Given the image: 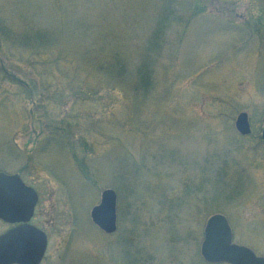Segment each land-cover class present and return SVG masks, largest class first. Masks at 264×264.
Segmentation results:
<instances>
[{
    "label": "rangeland",
    "instance_id": "rangeland-1",
    "mask_svg": "<svg viewBox=\"0 0 264 264\" xmlns=\"http://www.w3.org/2000/svg\"><path fill=\"white\" fill-rule=\"evenodd\" d=\"M0 38V172L41 193L40 264H210L216 213L264 256V0H0Z\"/></svg>",
    "mask_w": 264,
    "mask_h": 264
},
{
    "label": "water",
    "instance_id": "water-1",
    "mask_svg": "<svg viewBox=\"0 0 264 264\" xmlns=\"http://www.w3.org/2000/svg\"><path fill=\"white\" fill-rule=\"evenodd\" d=\"M236 128L242 135L251 133L246 112L238 115ZM261 137L264 141V125ZM37 200L35 189L26 185L19 174L0 172V218L7 222L26 221L0 236V264H40L43 260L48 246L47 235L28 224ZM91 218L107 234L117 230V193L114 189L103 191L100 203L91 210ZM201 255L208 263L264 264V256L233 241L232 227L222 213L213 214L206 221Z\"/></svg>",
    "mask_w": 264,
    "mask_h": 264
},
{
    "label": "flooded vegetation",
    "instance_id": "flooded-vegetation-1",
    "mask_svg": "<svg viewBox=\"0 0 264 264\" xmlns=\"http://www.w3.org/2000/svg\"><path fill=\"white\" fill-rule=\"evenodd\" d=\"M24 182H25L26 185L33 187L35 189V191L37 192V195H38V200H37V203L35 205L33 215L30 218V220L28 221V224H31L33 226L38 227L37 225H35V223H36V220H37V214H38V210H39V206H40V202H41V197L42 196H41L40 191L34 185L28 183L27 181H24ZM25 223H26V221L7 222V221H5V220L0 218V224L3 226V229L0 231V236L2 234H4L5 232H7L8 230L13 229L15 227H18L20 225H23ZM38 228H40V227H38ZM47 237H48V235H47ZM48 241H49V238H48Z\"/></svg>",
    "mask_w": 264,
    "mask_h": 264
}]
</instances>
